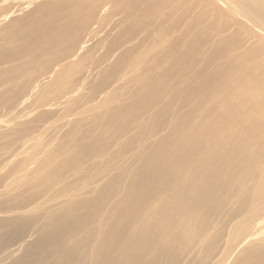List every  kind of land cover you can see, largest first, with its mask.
I'll return each instance as SVG.
<instances>
[{"label":"bare ground","instance_id":"bare-ground-1","mask_svg":"<svg viewBox=\"0 0 264 264\" xmlns=\"http://www.w3.org/2000/svg\"><path fill=\"white\" fill-rule=\"evenodd\" d=\"M0 264H264V0H0Z\"/></svg>","mask_w":264,"mask_h":264}]
</instances>
